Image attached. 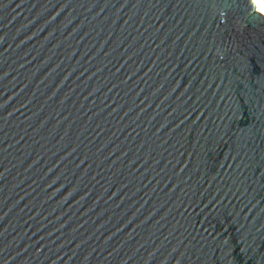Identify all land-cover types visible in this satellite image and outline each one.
Masks as SVG:
<instances>
[{"label": "water", "instance_id": "obj_1", "mask_svg": "<svg viewBox=\"0 0 264 264\" xmlns=\"http://www.w3.org/2000/svg\"><path fill=\"white\" fill-rule=\"evenodd\" d=\"M0 264H264L252 0H0Z\"/></svg>", "mask_w": 264, "mask_h": 264}, {"label": "bare ground", "instance_id": "obj_2", "mask_svg": "<svg viewBox=\"0 0 264 264\" xmlns=\"http://www.w3.org/2000/svg\"><path fill=\"white\" fill-rule=\"evenodd\" d=\"M253 7L264 15V8L262 7L260 0H252Z\"/></svg>", "mask_w": 264, "mask_h": 264}, {"label": "built area", "instance_id": "obj_3", "mask_svg": "<svg viewBox=\"0 0 264 264\" xmlns=\"http://www.w3.org/2000/svg\"><path fill=\"white\" fill-rule=\"evenodd\" d=\"M262 7L264 8V0H260Z\"/></svg>", "mask_w": 264, "mask_h": 264}]
</instances>
